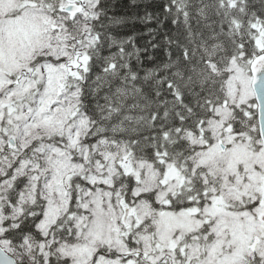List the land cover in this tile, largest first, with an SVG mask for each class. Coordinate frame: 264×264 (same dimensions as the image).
Returning a JSON list of instances; mask_svg holds the SVG:
<instances>
[{
    "label": "snow or ice",
    "instance_id": "6c2138e0",
    "mask_svg": "<svg viewBox=\"0 0 264 264\" xmlns=\"http://www.w3.org/2000/svg\"><path fill=\"white\" fill-rule=\"evenodd\" d=\"M0 264H264V0H0Z\"/></svg>",
    "mask_w": 264,
    "mask_h": 264
}]
</instances>
